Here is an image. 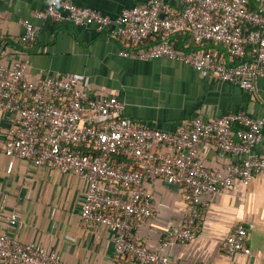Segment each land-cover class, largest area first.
<instances>
[{"label":"built area","instance_id":"obj_1","mask_svg":"<svg viewBox=\"0 0 264 264\" xmlns=\"http://www.w3.org/2000/svg\"><path fill=\"white\" fill-rule=\"evenodd\" d=\"M36 17L93 24L100 32L114 25L113 35L134 45L122 49V57L176 60L247 92H254L256 80L264 77V0H148L114 19L74 0H50ZM23 28L20 42L34 43L39 28L28 20ZM184 32L191 33L190 50H178L166 39L158 41L164 33ZM147 38L157 43L142 49ZM208 44L223 50L207 49ZM25 68L24 61L11 67L0 62V111L16 117L4 145L10 158L8 172L12 159L19 158L84 180L81 217L112 233L115 252L110 264H170L159 252L197 237L199 221L210 205L204 195L223 194L237 180L248 186L256 173L264 171V157L255 152L264 144V116L242 109L213 120L195 117L174 132L160 131L124 116V104L116 96L97 95L81 77L47 75L33 82ZM211 140L232 156L226 173L199 159L200 145ZM157 179L180 192L186 214L182 224L168 229L159 249L152 250L136 240L134 232L154 215L145 182ZM18 220L13 213L8 223L14 226ZM253 229L254 224L240 222L228 235L229 259L252 254L247 241ZM0 264L67 263L35 243L0 232Z\"/></svg>","mask_w":264,"mask_h":264},{"label":"crops","instance_id":"obj_2","mask_svg":"<svg viewBox=\"0 0 264 264\" xmlns=\"http://www.w3.org/2000/svg\"><path fill=\"white\" fill-rule=\"evenodd\" d=\"M148 0H74L116 18L125 9ZM50 0H0V62L8 67L26 62L25 75L37 82L47 75L81 77L99 96H116L124 104V116L142 126L174 132L195 117L213 120L246 110L264 116V77L256 90L217 81L210 72L197 71L167 58L139 60L122 57L126 39L113 35L114 25L100 32L93 24L75 25L36 17ZM39 28L34 43L22 44L23 21ZM176 36L179 47L191 42L190 32ZM206 48L223 50L219 45ZM250 58H253L250 56ZM15 116L0 111V232L32 242L55 253L67 264H110L115 248L105 227L85 222L82 208L87 184L75 174L50 167H35L26 160L10 158L4 145L14 129ZM163 151H170L167 147ZM255 152L264 157V144ZM199 159L209 168L227 172L232 156L223 154L216 141L200 145ZM152 194L153 217L134 232V238L158 250L168 229L184 222L186 206L175 187L162 179L147 180ZM210 205L199 221V233L190 242L168 246L161 255L170 264H264V171L244 186L240 181L223 194L204 195ZM16 213L18 223L8 218ZM254 224L247 245L250 256L229 259L226 239L237 224Z\"/></svg>","mask_w":264,"mask_h":264},{"label":"trees","instance_id":"obj_3","mask_svg":"<svg viewBox=\"0 0 264 264\" xmlns=\"http://www.w3.org/2000/svg\"><path fill=\"white\" fill-rule=\"evenodd\" d=\"M251 27L249 25L246 26V31H248ZM176 36H180L179 34H175V33H164L163 35H161L160 37H158V41H161L163 39L168 40L170 43H172L178 50H190L193 47V40H191L190 43L188 44H183V46L179 47V44L177 43V41L175 40ZM127 44H128V48H132L134 47V45L132 44V42L130 40H126ZM157 42L154 41L152 38H147L144 40V42L141 43L140 47L142 49H147L149 47H152L156 44ZM139 47V48H140ZM209 49V48H207ZM221 51V50H220ZM222 52V51H221ZM251 55V49L248 47V59H250Z\"/></svg>","mask_w":264,"mask_h":264}]
</instances>
